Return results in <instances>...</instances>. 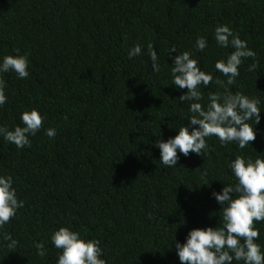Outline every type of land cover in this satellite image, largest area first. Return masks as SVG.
<instances>
[{
    "label": "trees",
    "instance_id": "1",
    "mask_svg": "<svg viewBox=\"0 0 264 264\" xmlns=\"http://www.w3.org/2000/svg\"><path fill=\"white\" fill-rule=\"evenodd\" d=\"M219 25L255 53L242 60L234 85L215 69L234 51L217 45ZM137 44L141 54L129 59ZM185 51L213 76L199 87L203 106L209 93H224L219 78L229 92L261 101L260 122L248 121L256 139L244 149L212 136L203 155L177 150V165L168 167L156 141L177 135L193 115L191 102L178 99L187 90L172 85L171 57ZM6 55H26L29 76L0 73L7 98L0 126H23L21 114L33 109L43 125L23 149L0 135V176L12 177L24 202L0 227V264H57L51 236L61 227L99 240L106 264H181L176 242L192 229L222 226L212 193L237 182L229 164L237 155L264 158V0H0V63ZM254 62L259 69L248 71ZM254 227L264 253V221Z\"/></svg>",
    "mask_w": 264,
    "mask_h": 264
},
{
    "label": "clouds",
    "instance_id": "2",
    "mask_svg": "<svg viewBox=\"0 0 264 264\" xmlns=\"http://www.w3.org/2000/svg\"><path fill=\"white\" fill-rule=\"evenodd\" d=\"M214 37L218 46L234 49L226 60L215 63V69L227 77V85H234L242 60L254 57L255 53L226 25L217 26ZM196 47L203 51L207 47L206 39L198 37ZM172 52H176L174 46L168 53ZM148 53L153 71L159 72L158 56L151 43L148 44ZM140 54L141 47L137 44L129 50L128 57L132 59ZM171 59L172 85L187 90L178 99L191 102L189 111L193 115L188 117L189 126H181L177 135L167 141H156L155 146L160 149V162L163 165H177V150L185 157L190 153L203 155L209 147L206 143L208 137H217L221 145L235 143L240 149L255 141L256 134L248 121L253 120L254 124H259V99L249 98L240 92L233 94L225 87V81L217 78L215 83L225 89L224 93H209V103L205 107L199 102L202 99L199 87L209 86L213 82V76L200 70L197 60L191 58L190 52L185 51ZM28 66L26 55H6L0 63V73L12 71L18 78L26 79L29 76ZM258 69V62H254L248 71ZM4 87L5 83L0 79V106L7 100ZM20 120L23 126H16L14 130L0 126V135L17 148L23 149L25 146L31 147L29 137L35 136L41 129L43 117L33 109L24 111ZM195 125L199 127H191ZM45 134L54 138L56 131L48 128ZM229 168L237 182L225 185L219 193H212L216 202L221 205L222 226L192 229L184 244L176 242V253L181 264H233L234 260L243 261L244 264H264V253L255 242L260 233L254 227L255 222L264 221V158L258 156L253 161L237 155ZM12 185L11 176H0V227L15 216L18 208L24 206V202L17 199ZM4 239L10 241L7 245L9 249H14L18 243L8 233L4 234ZM51 241L55 248L61 250L57 264H106L101 258L103 250L99 247V240L85 241L78 232L61 227L53 232ZM35 248L37 255L43 257L46 254L43 243H36Z\"/></svg>",
    "mask_w": 264,
    "mask_h": 264
}]
</instances>
